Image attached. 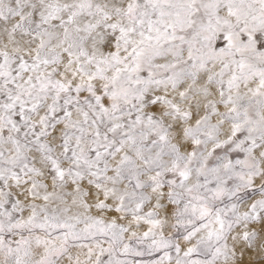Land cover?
Masks as SVG:
<instances>
[{"label": "snow or ice", "instance_id": "1", "mask_svg": "<svg viewBox=\"0 0 264 264\" xmlns=\"http://www.w3.org/2000/svg\"><path fill=\"white\" fill-rule=\"evenodd\" d=\"M0 264H264V0H0Z\"/></svg>", "mask_w": 264, "mask_h": 264}]
</instances>
